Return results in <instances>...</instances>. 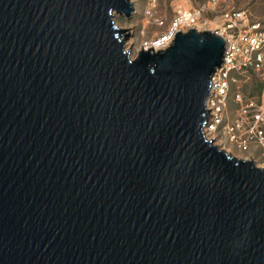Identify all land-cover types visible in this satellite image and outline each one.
<instances>
[{
	"label": "water",
	"instance_id": "95a60500",
	"mask_svg": "<svg viewBox=\"0 0 264 264\" xmlns=\"http://www.w3.org/2000/svg\"><path fill=\"white\" fill-rule=\"evenodd\" d=\"M131 0H0V264H264V168L207 138L224 38L126 45Z\"/></svg>",
	"mask_w": 264,
	"mask_h": 264
},
{
	"label": "built area",
	"instance_id": "2783aa9c",
	"mask_svg": "<svg viewBox=\"0 0 264 264\" xmlns=\"http://www.w3.org/2000/svg\"><path fill=\"white\" fill-rule=\"evenodd\" d=\"M156 1L150 0L149 6L154 7ZM173 11L174 15L168 23L164 17L153 19V24L163 28L164 31L149 41H144L140 49L153 48L154 51L166 49L174 39L176 31L184 32L192 28L199 31L204 26L201 23L204 7L176 6ZM147 14L151 17V10H148ZM220 19L222 24L216 28L215 32L224 38L225 49L223 61L211 77L210 94L206 102L207 109H210L208 124L205 127L207 138L212 132L221 128L233 132L234 128L240 127V120H236L234 128L223 123L230 86L236 81V77L249 78L264 67V27L261 23L251 22L245 11L240 9L223 10ZM236 99L240 100L239 94H236ZM252 105L253 102L250 101L241 107L242 114L252 118L248 125L249 133L241 141V147L244 150H247L252 143H259L264 148V110L258 109L249 115Z\"/></svg>",
	"mask_w": 264,
	"mask_h": 264
},
{
	"label": "rangeland",
	"instance_id": "374dc122",
	"mask_svg": "<svg viewBox=\"0 0 264 264\" xmlns=\"http://www.w3.org/2000/svg\"><path fill=\"white\" fill-rule=\"evenodd\" d=\"M131 2L134 6V13L129 18L116 15L114 20L120 28L129 33L126 45L132 46L134 54L144 41H149L164 31L163 28L153 24V19L164 17L168 23L174 15L173 9L176 6L204 7L205 11L201 18L204 26L199 31L215 32L216 28L222 24L221 11L227 9L243 10L251 22H259L264 27V0H157L152 8L149 6L150 0H131ZM148 10H151V17H148ZM235 79L236 81L230 86L229 97L224 108L223 123L234 128L236 120H240L241 125L234 128L233 132L223 128L216 130L209 135V138L213 137L220 148H224L234 156L253 159L256 166L264 168V148L259 143H252L247 150L241 147V141L247 137L248 125L252 121L250 116L242 114L241 107L252 101L253 105L249 109V115L258 109L264 110V67L249 78L236 77ZM236 94L240 95V100L236 99Z\"/></svg>",
	"mask_w": 264,
	"mask_h": 264
},
{
	"label": "bare ground",
	"instance_id": "6f19581e",
	"mask_svg": "<svg viewBox=\"0 0 264 264\" xmlns=\"http://www.w3.org/2000/svg\"><path fill=\"white\" fill-rule=\"evenodd\" d=\"M206 136H208L207 133H206ZM216 145H219V144L216 143Z\"/></svg>",
	"mask_w": 264,
	"mask_h": 264
}]
</instances>
